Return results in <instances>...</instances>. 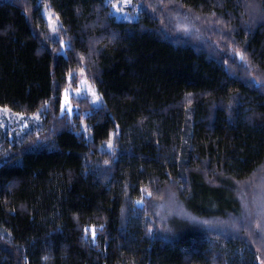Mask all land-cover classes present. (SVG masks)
<instances>
[{
    "label": "trees",
    "instance_id": "obj_1",
    "mask_svg": "<svg viewBox=\"0 0 264 264\" xmlns=\"http://www.w3.org/2000/svg\"><path fill=\"white\" fill-rule=\"evenodd\" d=\"M121 2L0 0V264H264V0Z\"/></svg>",
    "mask_w": 264,
    "mask_h": 264
},
{
    "label": "rangeland",
    "instance_id": "obj_2",
    "mask_svg": "<svg viewBox=\"0 0 264 264\" xmlns=\"http://www.w3.org/2000/svg\"><path fill=\"white\" fill-rule=\"evenodd\" d=\"M131 4H132V0H127V3L125 2V0H122L120 7L116 6L115 10L120 16L129 17L130 12L126 11V9L130 8ZM42 12L44 14V17H45L47 23H48L50 30L54 33L56 28H57V21L54 18V14L52 13V11L49 10V8L47 6H43ZM49 14H51V20L49 19ZM62 86H63V89H62L61 102H60L61 104H60V109H59L60 110L59 113H61V114L63 111L65 114H68L69 116H73V114L76 111H78L77 110L78 104L74 102L75 100H81L83 98H87L90 100L91 104L94 107H99L103 103V101L99 97L95 87L85 78V76L83 74L78 75V81L76 82V86L72 85V82L69 78V75L64 74ZM93 92H95V94H96L95 97L92 95ZM96 97H98L99 99H96ZM68 108L71 109L70 113H67ZM14 117L17 118V120L24 119L23 117H18V116L17 117L14 116ZM261 183H262V180H260L259 185ZM243 185H244L243 188H241L242 190L247 188L246 183ZM248 193H250V195H251V191H248ZM255 202L257 203V209L260 211V214L263 213V211H264V196L259 197L254 201H252V199L250 197L249 199H247L245 201L244 213H243L244 217H243L242 221L251 217V211L253 210V206H255ZM160 211L161 212L163 211V214L166 217V220H163L164 223H167L168 220H169V222H171L172 217H175V216L179 217L183 220L189 219V217H191L190 214L188 212H186L185 209L178 208L176 203H174V204L170 203V205H168L167 207H164V208L161 207ZM163 214H161V215H163ZM184 214H186V215H184ZM258 217H262V216L260 215ZM189 220L193 221L195 219H189ZM233 221L234 220L232 217V218L225 219V220H203V221H199V222L201 225L206 226V228H208V229L212 228V229L216 230L218 227H228V228H231L232 230H234L233 229L234 225L232 223Z\"/></svg>",
    "mask_w": 264,
    "mask_h": 264
},
{
    "label": "snow or ice",
    "instance_id": "obj_3",
    "mask_svg": "<svg viewBox=\"0 0 264 264\" xmlns=\"http://www.w3.org/2000/svg\"><path fill=\"white\" fill-rule=\"evenodd\" d=\"M125 2L127 3V0H125ZM49 19L51 20V14H49ZM236 54L240 56V60H241V61L245 60V57H244L242 54H240V53H238V52H237ZM81 71H83V69H81ZM92 95L95 97V96H96L95 92H93ZM96 99H99V98L96 97ZM94 102H95V101H94ZM70 112H71V109L68 108V109H67V113H70ZM62 114H65V113L62 111ZM108 148H109V149L112 148V144H111V142L108 143ZM149 195H150V193H149ZM137 203H141V204H142V201H138ZM184 215H186V214H184ZM189 219H195V218L189 217ZM92 235H93V237L95 236V230H92Z\"/></svg>",
    "mask_w": 264,
    "mask_h": 264
}]
</instances>
